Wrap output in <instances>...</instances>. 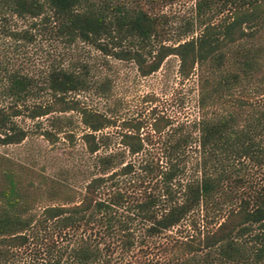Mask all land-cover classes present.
Instances as JSON below:
<instances>
[{
	"label": "trees",
	"instance_id": "obj_1",
	"mask_svg": "<svg viewBox=\"0 0 264 264\" xmlns=\"http://www.w3.org/2000/svg\"><path fill=\"white\" fill-rule=\"evenodd\" d=\"M203 2L196 3L199 31L192 34L193 21L186 20L174 41L165 43L159 17L129 0H0V35L15 40L31 41L40 28L46 29L64 45L78 41L103 56L131 60L142 75L156 70L166 56L175 55L181 78L196 68L199 109L189 123L195 133L183 128L184 122L172 125L170 117L152 107L149 130L140 131L144 119L122 118L117 138L112 140L113 135L104 130L116 125L112 113L68 96L88 91L109 98L106 75L94 76L88 64L78 59L49 63L38 76L2 66L0 94L8 100L0 103V144L18 143L26 136V129L15 119L21 113L18 102L43 91L49 99L28 107L26 116L55 112L48 117L52 130L41 129L53 140L55 132L71 123L69 116L59 112L75 110L83 126L80 139L94 171L78 200L44 204L37 211L33 193L23 185L22 170L0 153V264H103L105 250L99 241L84 233L64 243H58V238L99 223L105 234L120 231L121 247L128 248L134 243L131 223L135 220L142 226L139 241H144L177 224L198 205L214 201L223 189L226 166L238 158L261 164V181L215 224L163 246H180L183 256L152 261L143 254L133 255L123 264H264V91L257 102L249 103L240 125L234 112L204 110L213 100L229 97L241 107L246 103L241 93L264 84V44L250 40L264 21V0L215 1L213 6L225 10L215 22L204 15ZM11 16L26 19L27 26L10 28ZM64 134L72 138L71 131L64 130ZM153 141L161 147L156 157L144 150ZM193 141L200 159L190 171L188 146ZM145 177L148 181L154 177L153 184L137 195L119 188V184L142 182ZM108 181L115 187L102 198L99 189Z\"/></svg>",
	"mask_w": 264,
	"mask_h": 264
},
{
	"label": "rangeland",
	"instance_id": "obj_2",
	"mask_svg": "<svg viewBox=\"0 0 264 264\" xmlns=\"http://www.w3.org/2000/svg\"><path fill=\"white\" fill-rule=\"evenodd\" d=\"M133 4H140L159 17L163 31V42L174 41L177 31L185 25L186 20H192L193 32L195 34L201 28L196 23V3L199 0H129ZM204 0L203 6L210 19L218 21L225 14L224 8H217L213 3L219 0ZM217 1V2H215ZM207 4H211L207 8ZM28 21L24 18L11 16L8 21L10 28H23ZM254 42L264 44V21L252 35ZM78 59L88 64L90 72L94 76L106 75L110 80L111 95L107 99L100 98L88 91L71 92L69 97L77 98L80 104L90 108L105 110L112 113L116 125L108 126L104 130L116 140L119 127L117 124L122 118L139 117L145 120L140 129L141 132L149 130L150 109L155 108L156 113H163L170 117L172 125L177 122H184L183 128L195 133L190 121L196 118L199 109L196 106L197 79L196 68L186 77L181 78L177 73V57L173 54L166 56L159 67L145 75L139 73L133 61L127 59H116L111 56H103L92 46L75 42L70 46L64 45L59 39L51 36L46 29H39V32L31 41L12 39L7 35H0V89L2 78V66L7 69H20L34 76H38L49 63L63 62ZM264 91V84L258 83L257 88H250L241 93L246 103L241 107L233 98L213 100L204 110L207 113H236V122L240 125L243 122L242 114L257 102ZM48 94L40 91L31 95L23 102H18L21 113L15 116L16 121L26 129V136L18 143L0 144V153L8 157L11 164L22 170L23 185L33 193L34 209L39 211L44 204H56L68 199L78 200L83 192L85 180L94 171L91 163V155L85 149L80 133L83 126L79 121V115L75 110L59 112V115H67L71 123L65 124L64 130L71 131L72 138L68 139L63 131L55 132L53 140L46 138L41 129L48 128V116L41 115L35 118L26 116L28 107L34 103L47 101ZM8 99L0 94V103H6ZM38 123V124H37ZM151 131V130H150ZM115 137V139H114ZM155 137V136H154ZM113 142V141H112ZM111 142V143H112ZM110 145L116 146L117 143ZM160 142L153 141L144 145V150L153 156L159 155ZM189 168L194 169L195 162L200 159L198 145L191 142L188 146ZM128 158V156H126ZM131 158V156H130ZM198 165V164H197ZM227 177L223 180V189L215 195L214 201L200 204L188 212L177 224L159 234L145 237L139 241L142 226L135 222L132 224L134 243L128 248H122L120 238L123 237L120 231L103 233L99 223L90 224L83 231L76 230L72 235L69 233L58 238V243H64L69 237L74 238L80 233L88 235L90 239L99 241V245L105 250L106 261L103 264H123L132 258L133 255H144L152 261L165 258H172V255L183 256V248L180 246L166 247L171 241L177 238H186L189 234L195 233L197 228L203 229L209 223H216L221 219L227 209L237 204L241 196L256 186L261 180L263 170L261 164L254 159L238 158L232 160L226 166ZM154 177L148 181L147 177L142 182H125L119 184V188L126 193L138 194L145 187L148 189L153 184ZM114 185L109 181L99 189L98 195L106 198L112 191ZM124 212L125 208H119ZM70 232V231H69ZM70 240V239H69ZM108 243V248L104 249ZM181 251V252H180ZM38 255V254H36ZM175 255V256H176ZM185 255V254H184ZM38 257V256H37ZM39 259V258H38ZM241 264V263H240Z\"/></svg>",
	"mask_w": 264,
	"mask_h": 264
}]
</instances>
